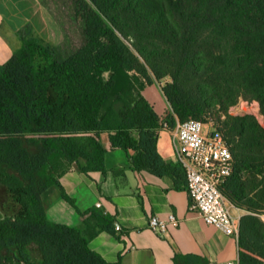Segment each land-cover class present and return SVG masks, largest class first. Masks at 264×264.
<instances>
[{"label": "trees", "instance_id": "trees-1", "mask_svg": "<svg viewBox=\"0 0 264 264\" xmlns=\"http://www.w3.org/2000/svg\"><path fill=\"white\" fill-rule=\"evenodd\" d=\"M74 12L85 37L75 52L64 58L28 35L0 65V188L9 209L0 206V264H108L88 242L115 234L113 219L94 209L75 226H56L42 194L74 162L101 169L94 136L102 132L125 148L132 170L182 190L184 168L157 152L158 133L175 118L221 131L233 169L220 191L245 213L238 262L264 264V130L251 116L210 114L215 103L226 111L246 98L264 116V0H76ZM165 76L173 115L162 122L143 92ZM175 264L205 263L178 256Z\"/></svg>", "mask_w": 264, "mask_h": 264}, {"label": "crops", "instance_id": "crops-1", "mask_svg": "<svg viewBox=\"0 0 264 264\" xmlns=\"http://www.w3.org/2000/svg\"><path fill=\"white\" fill-rule=\"evenodd\" d=\"M42 6L39 0H0V34H18L21 28L33 25L36 34L49 43L51 26ZM7 40H0V63L17 50L8 48ZM147 89L144 96L164 122L167 115H173L169 103L161 92L166 111L157 112L160 104L154 95L146 93ZM171 129L158 133L157 152L165 162L176 164ZM94 138L101 147V169L91 171L81 161L74 162L58 179V186L43 192L42 203L50 223L72 227L80 223L82 214L94 209L112 218L121 231H102L88 242V248L108 264H175L178 256L200 259L205 264L239 261L238 230L236 235L228 236L215 226L204 225L189 210L186 187L177 190L170 177L132 170L128 153L111 134L102 132ZM99 202L101 207L96 208ZM230 205L239 228L245 213ZM170 214L176 219V227L168 225L164 233L149 229L150 217L167 219Z\"/></svg>", "mask_w": 264, "mask_h": 264}, {"label": "built area", "instance_id": "built-area-1", "mask_svg": "<svg viewBox=\"0 0 264 264\" xmlns=\"http://www.w3.org/2000/svg\"><path fill=\"white\" fill-rule=\"evenodd\" d=\"M163 129H169L166 123ZM171 140L176 163L185 170L189 210L206 226H215L225 235H236L238 223L233 219L228 200L220 191L221 185L231 176L233 163L231 152L221 131L212 123L204 124L197 119L178 121L171 129ZM96 208L101 203H96ZM176 227L173 215L167 219L150 217L148 227L156 233H164L167 226ZM115 230L121 231L115 224ZM220 264H239L227 261Z\"/></svg>", "mask_w": 264, "mask_h": 264}, {"label": "rangeland", "instance_id": "rangeland-1", "mask_svg": "<svg viewBox=\"0 0 264 264\" xmlns=\"http://www.w3.org/2000/svg\"><path fill=\"white\" fill-rule=\"evenodd\" d=\"M42 3V9L45 17H47L48 22L51 26V38L48 43L57 47L59 54L62 57H67L68 55L75 52L79 47L85 43V37L83 34L84 31V22L80 15H76L74 9L76 8V0H39ZM13 22V20H11ZM19 23V21H16ZM15 21L12 23L13 26ZM33 25L21 28L18 34H0V40H6L9 43L7 44L10 49H18L21 47V39L28 35H35L39 37ZM40 38V37H39ZM3 44V43H2ZM3 63H0L2 65ZM172 79L169 76H165L161 82H153L148 86L146 90L147 94H152L157 100L158 104L157 112L166 111V103L162 98L161 89ZM216 96L210 95L208 101L213 103L216 102ZM261 105L257 100H249L246 98L240 99L235 106L223 110L219 104L214 105L212 112L210 113L213 119L219 118L222 121H225L226 117H233L239 115L251 116L255 119L256 124L264 130V116L261 114ZM7 196L5 192L0 188V206L3 205V208L8 209ZM262 222L264 223V216H260ZM30 256L33 261L39 257V253L36 251L35 246H29L28 248Z\"/></svg>", "mask_w": 264, "mask_h": 264}]
</instances>
